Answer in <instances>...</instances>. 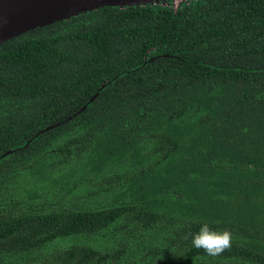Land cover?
<instances>
[{
  "label": "trees",
  "instance_id": "16d2710c",
  "mask_svg": "<svg viewBox=\"0 0 264 264\" xmlns=\"http://www.w3.org/2000/svg\"><path fill=\"white\" fill-rule=\"evenodd\" d=\"M6 150L0 264H264V0L104 5L2 41ZM205 222L230 249L192 246Z\"/></svg>",
  "mask_w": 264,
  "mask_h": 264
},
{
  "label": "water",
  "instance_id": "95a60500",
  "mask_svg": "<svg viewBox=\"0 0 264 264\" xmlns=\"http://www.w3.org/2000/svg\"><path fill=\"white\" fill-rule=\"evenodd\" d=\"M167 0H0V43L34 27L43 26L99 6L165 3ZM95 93L89 98L91 100ZM84 106L81 107V109ZM79 111V110H78ZM70 117V116H68ZM51 127L48 125L45 129ZM4 151L0 156L11 153Z\"/></svg>",
  "mask_w": 264,
  "mask_h": 264
},
{
  "label": "clouds",
  "instance_id": "9594fccd",
  "mask_svg": "<svg viewBox=\"0 0 264 264\" xmlns=\"http://www.w3.org/2000/svg\"><path fill=\"white\" fill-rule=\"evenodd\" d=\"M232 239L230 230H215L205 222L197 233L192 234L191 244L196 249H202L206 255L215 257L231 248Z\"/></svg>",
  "mask_w": 264,
  "mask_h": 264
},
{
  "label": "rangeland",
  "instance_id": "374dc122",
  "mask_svg": "<svg viewBox=\"0 0 264 264\" xmlns=\"http://www.w3.org/2000/svg\"><path fill=\"white\" fill-rule=\"evenodd\" d=\"M172 1H173L174 4H176V2H177L178 0H172Z\"/></svg>",
  "mask_w": 264,
  "mask_h": 264
}]
</instances>
